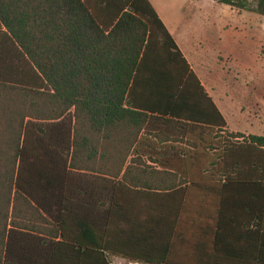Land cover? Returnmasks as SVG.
Listing matches in <instances>:
<instances>
[{
    "label": "trees",
    "instance_id": "obj_1",
    "mask_svg": "<svg viewBox=\"0 0 264 264\" xmlns=\"http://www.w3.org/2000/svg\"><path fill=\"white\" fill-rule=\"evenodd\" d=\"M213 113L149 0H0V264H264V135Z\"/></svg>",
    "mask_w": 264,
    "mask_h": 264
},
{
    "label": "rangeland",
    "instance_id": "obj_2",
    "mask_svg": "<svg viewBox=\"0 0 264 264\" xmlns=\"http://www.w3.org/2000/svg\"><path fill=\"white\" fill-rule=\"evenodd\" d=\"M151 1L175 37L180 51H183L185 54L187 53L184 44H188L190 49H197L191 61L195 65V70L205 83L206 81L210 82L209 85L212 87L215 83L218 88L222 86L221 82L223 81L229 85L230 79L238 77L236 68L255 64V58L249 53L248 44L253 42L250 39L251 37L257 39L264 34V29L256 24V22H264V16L258 15L255 12L238 10L233 6L221 3L220 0ZM214 20L228 22L231 25L232 31L235 32L236 37L241 40V43H238V45L225 44L224 37L222 39L219 38L218 28L212 27ZM205 21L208 24H206L204 29L200 28L199 24ZM190 24L196 26L195 32L192 35H189L187 32ZM205 37L208 38L206 42L203 40ZM201 42L204 43L202 46L199 45ZM259 83L253 84V82H248V85L250 87L252 85L261 86ZM263 109L262 106L264 113ZM211 134L215 137L213 139L214 142L211 144L213 147H218V140L220 139L222 140L220 142L221 144H224V141L227 139L234 143L243 141V139L233 140L226 129H213ZM210 150L215 151L214 149ZM109 259L116 264H141L115 255H110Z\"/></svg>",
    "mask_w": 264,
    "mask_h": 264
},
{
    "label": "crops",
    "instance_id": "obj_3",
    "mask_svg": "<svg viewBox=\"0 0 264 264\" xmlns=\"http://www.w3.org/2000/svg\"><path fill=\"white\" fill-rule=\"evenodd\" d=\"M149 1L161 18L157 8L153 5V2L151 0ZM161 20L163 21L162 18ZM163 23L171 33L166 23L164 21ZM206 24L208 23L205 21L199 24V26L204 29ZM212 24V27L218 28L219 38L222 39V37H224L225 44L238 45V43H241V40L236 37L235 32L232 31L231 25L228 24V22L214 20ZM256 24L260 25V27L264 29L263 21L256 22ZM195 29L196 26L190 24L187 29L188 34L192 35L195 32ZM171 35L173 36L172 33ZM206 37L203 39L204 42L208 41V38ZM173 38L175 40L174 36ZM250 39L253 42L248 44L249 53L255 58V64L251 66L247 65L242 68H236V74L238 77H233L235 80L230 79L229 85H227L228 83L224 81H220L222 86H219V88L215 83L213 87L209 85L210 82L206 81L205 83L195 70V65L191 60H193V56L195 55L197 49H190L188 44H184V48L188 54H185L183 51L181 52L189 65V69L197 75L201 85L207 92L208 96L211 97L212 102L217 109V113H213L214 123H218L217 125H219L223 121L224 125L222 128L229 132H241L244 135H264V113L262 111V106L264 108V34L257 39L253 37ZM203 44V42L199 43L200 46ZM241 69H243V71H241ZM248 82H253V84L260 82L259 84L261 86L252 85L250 87ZM259 108H261V110H259Z\"/></svg>",
    "mask_w": 264,
    "mask_h": 264
},
{
    "label": "built area",
    "instance_id": "obj_4",
    "mask_svg": "<svg viewBox=\"0 0 264 264\" xmlns=\"http://www.w3.org/2000/svg\"><path fill=\"white\" fill-rule=\"evenodd\" d=\"M232 139H233V140H242L243 137H241V136H235V137H233Z\"/></svg>",
    "mask_w": 264,
    "mask_h": 264
}]
</instances>
